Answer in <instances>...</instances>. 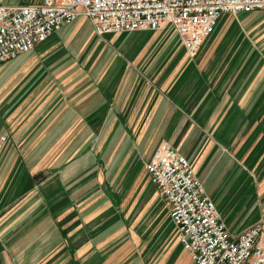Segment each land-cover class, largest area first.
Wrapping results in <instances>:
<instances>
[{
	"label": "crops",
	"instance_id": "0c3cea01",
	"mask_svg": "<svg viewBox=\"0 0 264 264\" xmlns=\"http://www.w3.org/2000/svg\"><path fill=\"white\" fill-rule=\"evenodd\" d=\"M64 29L0 64V82L9 81V138L0 141V264H111L116 256L106 255L105 244L114 238L88 230L95 218L103 219V227L112 216L106 203L94 216V195L98 202L112 196L119 213L113 226L122 233L124 220H132L136 202L126 203L132 195L149 199L150 210L162 200L170 218L145 170L161 141L188 157L229 232L264 222V134L253 138L251 128H243L240 137L231 134L251 124L253 113L264 114V62H230L229 68L222 62H135L125 50L132 62H116L109 52L106 59L115 62H43L55 47L48 40ZM228 77L239 86L225 92ZM233 98L244 123L221 117L223 101ZM247 171L259 176L256 183ZM89 207L87 230L79 234L77 211ZM152 217L155 223L164 219L157 211ZM145 221L139 216L131 225L146 226ZM100 239L103 246L95 248ZM176 241L182 250L171 264H195ZM171 247L153 264H167ZM125 258L118 263L134 257Z\"/></svg>",
	"mask_w": 264,
	"mask_h": 264
},
{
	"label": "built area",
	"instance_id": "2783aa9c",
	"mask_svg": "<svg viewBox=\"0 0 264 264\" xmlns=\"http://www.w3.org/2000/svg\"><path fill=\"white\" fill-rule=\"evenodd\" d=\"M259 10H264V0L0 3V64L33 50L81 15L89 18L97 36L170 25L187 51L195 54L224 15ZM145 167L169 207L179 242L195 264H264V222L229 232L188 157L161 141Z\"/></svg>",
	"mask_w": 264,
	"mask_h": 264
},
{
	"label": "rangeland",
	"instance_id": "374dc122",
	"mask_svg": "<svg viewBox=\"0 0 264 264\" xmlns=\"http://www.w3.org/2000/svg\"><path fill=\"white\" fill-rule=\"evenodd\" d=\"M0 1L3 3H21L24 0ZM80 18H82L83 21H79V25L76 23L77 20L67 23L63 25L65 29L62 33L48 40L51 41L52 44L54 43L55 47L46 54L43 62H85L88 59H92V61L89 62H115L112 58L106 59L107 52L115 54L116 58L119 60L116 62H122V59L124 62H132L128 56V59L126 58V55L123 54V50L127 51V54L130 53L129 56L131 55L135 62H209L211 66H218L219 62H222L223 68L231 67L232 64L230 62H258L257 64L264 62V10L224 15L205 41L204 45L195 54H190L187 51L182 41L174 33L172 27L167 24L157 30H134L95 37L92 32V24L89 18L87 16H80ZM96 49L97 51H94ZM93 52L94 55L90 54ZM135 54H137V56ZM91 55L94 57H91ZM208 69H211V67H208ZM226 73L229 74L230 72L227 70ZM2 79L4 80L5 78L3 77ZM223 86L224 88L227 87L224 89L225 92H227L234 91L239 84H237L233 78L228 77L227 82L222 83V87ZM242 86L244 87L245 84L243 83ZM260 91L261 90L255 91L254 96L260 98ZM256 100L255 98V107L258 106ZM260 101L262 102V100ZM238 102L239 100L234 98L223 101V116H221L223 121L234 120L236 122H246L245 116L238 112L240 107ZM0 116L2 118L0 123V129L2 130L0 131V141H3L9 138V81L0 82ZM251 117V124L249 122L242 127V130H234L231 134L234 133L240 137L243 133V128H251L252 137L256 138L259 136L261 138L264 134L263 128L261 129L264 124V114L253 113ZM29 130L32 131L33 127L29 126ZM246 174L248 179L252 182L257 181V177L259 178V176H256V174L251 171H247ZM95 182H97L96 178ZM95 197L96 194L94 195V203L92 206L94 216L97 214V209L95 208H102L105 203L111 205L109 216H112L110 220L103 223V227H101L103 219L100 218L96 221L95 218L94 224L91 223L88 225V230L93 235L101 236L105 234V240H112V238H114L113 241L105 244L106 247H110L105 250L108 253L106 255L110 258L116 256L111 264H119L118 260L125 257L127 260L130 257L134 258L128 263L127 261H122L123 264H130L133 260H135V264H146L147 261H149V264H153L154 259H159L167 249L166 247L170 245H173V247L170 248L171 252L167 264L172 263V256L175 258L181 248L176 241V227L171 222L166 206L162 200L158 198V206L152 207V210H150L147 207V201L149 199H146L144 196L132 195L128 197L126 203L133 204L134 201L136 203L134 210L131 212L133 216H129L132 220L128 223L124 220L122 224L123 227L125 224L124 228H126V231L122 233L119 232V228L113 226L114 222L112 220H114L119 213H117L115 206L116 202L112 196L109 195L106 198L102 196L99 202L95 200ZM120 197L123 199V196ZM78 204H80V202H78ZM117 205L119 207V204ZM136 208H139V210L135 211ZM79 209L81 210L80 205ZM91 209L92 208L89 207L86 210L77 211L76 220L79 225V234L87 230L85 219H87L89 215L88 211ZM156 211L158 215L163 213L164 219H159L155 223L154 218H150V212L155 213ZM139 216L144 217V219H146L145 222L148 224L146 226H136L133 228L131 224L137 222ZM91 225H94L93 230H90L92 229ZM130 239L133 240L130 244L132 247L120 251L124 243ZM101 246H103L102 239L94 244L95 248L101 249Z\"/></svg>",
	"mask_w": 264,
	"mask_h": 264
},
{
	"label": "bare ground",
	"instance_id": "6f19581e",
	"mask_svg": "<svg viewBox=\"0 0 264 264\" xmlns=\"http://www.w3.org/2000/svg\"><path fill=\"white\" fill-rule=\"evenodd\" d=\"M81 16H84V15H81Z\"/></svg>",
	"mask_w": 264,
	"mask_h": 264
}]
</instances>
